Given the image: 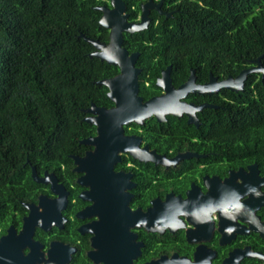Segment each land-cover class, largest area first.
Returning a JSON list of instances; mask_svg holds the SVG:
<instances>
[{
    "label": "flooded vegetation",
    "instance_id": "af4514ba",
    "mask_svg": "<svg viewBox=\"0 0 264 264\" xmlns=\"http://www.w3.org/2000/svg\"><path fill=\"white\" fill-rule=\"evenodd\" d=\"M105 1L97 7H110ZM164 1L150 10V21L152 12L172 16ZM133 9L125 11L128 18ZM140 13L128 21L137 22ZM165 69L153 94L140 97L165 96L161 106L180 107L182 114L123 127L135 141L104 168L103 206L96 204L92 184H81L73 159L71 174L61 166L56 174L39 175L32 166V190L0 204V264H264V150L251 157L248 149L236 156L233 141L221 148L203 115L213 108L195 112L197 123L184 110L203 104L228 109L230 97L220 91L165 95L157 85ZM210 76L205 82L195 76L194 85ZM170 79L174 90L187 81ZM85 146L82 156L93 150Z\"/></svg>",
    "mask_w": 264,
    "mask_h": 264
},
{
    "label": "trees",
    "instance_id": "16d2710c",
    "mask_svg": "<svg viewBox=\"0 0 264 264\" xmlns=\"http://www.w3.org/2000/svg\"><path fill=\"white\" fill-rule=\"evenodd\" d=\"M134 21L145 0H122ZM105 0H0V204L15 192H30L31 167L41 175L61 166L71 174L80 141L95 134L83 119L91 104L109 107L107 88L97 84L118 68L96 57L83 38L108 42L98 25ZM171 17L152 12L147 28L124 33L122 46L138 52V95L153 94L160 70L171 66L174 83L194 70L235 77L259 58L264 66V0H165ZM150 83L151 87L146 86ZM228 109H205L221 148L233 141L236 156L264 150V75L249 74L242 91L221 90ZM216 103V102H215ZM232 146V145H231Z\"/></svg>",
    "mask_w": 264,
    "mask_h": 264
},
{
    "label": "water",
    "instance_id": "95a60500",
    "mask_svg": "<svg viewBox=\"0 0 264 264\" xmlns=\"http://www.w3.org/2000/svg\"><path fill=\"white\" fill-rule=\"evenodd\" d=\"M164 0H159L154 4L153 0H147L141 5V13L137 22H129L126 14V6L122 0H109V6H100L95 9L101 12L98 25L108 30V42L101 43L96 39L79 37L89 43L94 50L90 53V57H96L109 65L118 68V74L114 77L100 80L97 84L107 88V97L113 103V107L106 109L104 107L91 104L85 110L91 117H85L83 120L95 127V135L87 137L80 141L82 145H89L93 150L86 152L84 156H72L77 172L83 174L81 184L86 186L87 182L92 184V195L97 199L96 204L103 206L101 199L105 195L102 189V176L104 168H111L119 157L120 152L130 151V143L135 139L124 135L123 127L134 122L141 125L143 121L151 116H155L158 121L164 119L165 114L181 115L182 110H175L161 106L166 99L165 96L160 99H150L142 102L138 95V76L141 69L135 67L136 60L139 56L138 52L128 53L122 46L123 34L134 33L147 28L150 23L149 13L151 9L159 10ZM253 65L240 71L235 77L228 76L224 80L216 81L213 76L209 77L207 83L203 85H194V71L191 70L189 77L183 85L174 90L170 83V66L161 72V81L157 85L163 88L166 94H177L180 97L187 93L197 94H214L221 90H229L233 92L242 91L244 82L249 74L260 73L264 75V66H262L259 58L252 61ZM179 99V98H178ZM158 102V104H157ZM204 107H212L211 105L191 106L187 105L184 112L197 123L195 112L200 111ZM177 111V112H175ZM129 146V147H128ZM132 156H135L132 154ZM35 169L32 168L31 176L36 180ZM126 205V199H124ZM48 215V214H46Z\"/></svg>",
    "mask_w": 264,
    "mask_h": 264
},
{
    "label": "bare ground",
    "instance_id": "6f19581e",
    "mask_svg": "<svg viewBox=\"0 0 264 264\" xmlns=\"http://www.w3.org/2000/svg\"><path fill=\"white\" fill-rule=\"evenodd\" d=\"M175 95H177V94H175ZM180 108V107H179ZM183 110V109H182Z\"/></svg>",
    "mask_w": 264,
    "mask_h": 264
}]
</instances>
